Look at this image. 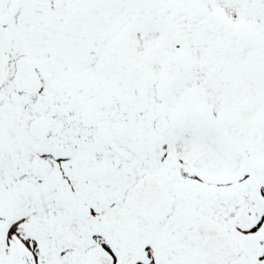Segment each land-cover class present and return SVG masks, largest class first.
I'll list each match as a JSON object with an SVG mask.
<instances>
[{
  "label": "snow or ice",
  "instance_id": "6c2138e0",
  "mask_svg": "<svg viewBox=\"0 0 264 264\" xmlns=\"http://www.w3.org/2000/svg\"><path fill=\"white\" fill-rule=\"evenodd\" d=\"M0 264H264V0H0Z\"/></svg>",
  "mask_w": 264,
  "mask_h": 264
}]
</instances>
